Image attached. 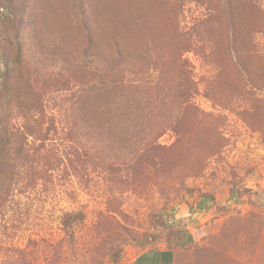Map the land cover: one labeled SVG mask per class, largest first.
Segmentation results:
<instances>
[{"label":"rangeland","instance_id":"rangeland-1","mask_svg":"<svg viewBox=\"0 0 264 264\" xmlns=\"http://www.w3.org/2000/svg\"><path fill=\"white\" fill-rule=\"evenodd\" d=\"M4 122L0 264H264V0H0Z\"/></svg>","mask_w":264,"mask_h":264},{"label":"trees","instance_id":"trees-1","mask_svg":"<svg viewBox=\"0 0 264 264\" xmlns=\"http://www.w3.org/2000/svg\"><path fill=\"white\" fill-rule=\"evenodd\" d=\"M143 4L146 5L145 2H143ZM167 4V2H166ZM143 7V5H142ZM144 9H146V7H143ZM142 24V22L138 25L140 26ZM15 64L17 65L18 69H17V78L18 81H21V72H22V66H23V56H22V46L19 42L16 43V51H15ZM2 133L0 136V157H2L3 155H5L8 151H14L17 154H22L24 153V151L26 152L25 149V141L26 138L24 137H20L18 135L19 132H17V134H11L10 129L8 128L9 125L7 123H3L2 124ZM12 136H17L15 137L16 140L12 141ZM3 165H1V169H0V173L2 172V168ZM207 200H212V198L210 197H205L204 200L201 202V205H204V203Z\"/></svg>","mask_w":264,"mask_h":264},{"label":"crops","instance_id":"crops-1","mask_svg":"<svg viewBox=\"0 0 264 264\" xmlns=\"http://www.w3.org/2000/svg\"><path fill=\"white\" fill-rule=\"evenodd\" d=\"M130 264H178L172 249H148L139 253Z\"/></svg>","mask_w":264,"mask_h":264}]
</instances>
